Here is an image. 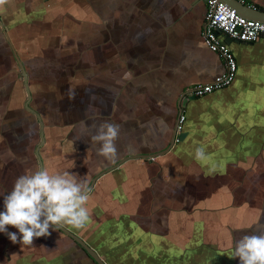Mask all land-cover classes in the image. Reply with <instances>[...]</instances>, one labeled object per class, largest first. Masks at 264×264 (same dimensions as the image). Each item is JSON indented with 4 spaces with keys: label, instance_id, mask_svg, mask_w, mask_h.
<instances>
[{
    "label": "crops",
    "instance_id": "0c3cea01",
    "mask_svg": "<svg viewBox=\"0 0 264 264\" xmlns=\"http://www.w3.org/2000/svg\"><path fill=\"white\" fill-rule=\"evenodd\" d=\"M264 10V0H241ZM204 0H6L0 5V211L17 177L68 171L87 184L82 229L107 264H238L235 242L264 233V36L224 42L237 70L202 97L186 89L225 71L204 43ZM184 105L182 106V103ZM83 122V123H82ZM119 127L116 155L91 136ZM87 125V127H85ZM198 150L202 155L198 156ZM9 232H16L8 226ZM32 246L0 233V264H96L54 227Z\"/></svg>",
    "mask_w": 264,
    "mask_h": 264
},
{
    "label": "clouds",
    "instance_id": "9594fccd",
    "mask_svg": "<svg viewBox=\"0 0 264 264\" xmlns=\"http://www.w3.org/2000/svg\"><path fill=\"white\" fill-rule=\"evenodd\" d=\"M4 3L6 0H0V5ZM118 135V126L99 125L91 136L92 142L100 144L98 154L114 157ZM197 155H202V151L198 150ZM2 199L0 233H5L13 244L32 246L34 239L48 237L54 226L82 229L90 220L85 206L89 200L87 184L68 171L50 173L41 168L21 175ZM8 226L17 231L9 232ZM230 259L238 260V264H264V233L241 237L235 242Z\"/></svg>",
    "mask_w": 264,
    "mask_h": 264
},
{
    "label": "built area",
    "instance_id": "2783aa9c",
    "mask_svg": "<svg viewBox=\"0 0 264 264\" xmlns=\"http://www.w3.org/2000/svg\"><path fill=\"white\" fill-rule=\"evenodd\" d=\"M204 2L206 15L202 31L203 41L210 50L222 56L225 71L210 83L196 84L187 88L185 94L188 97H202L228 86L234 80L237 63L224 42V37L241 42H254L264 36V23L244 18L219 0H204ZM184 118L183 115L179 118L178 131L181 129Z\"/></svg>",
    "mask_w": 264,
    "mask_h": 264
},
{
    "label": "water",
    "instance_id": "95a60500",
    "mask_svg": "<svg viewBox=\"0 0 264 264\" xmlns=\"http://www.w3.org/2000/svg\"><path fill=\"white\" fill-rule=\"evenodd\" d=\"M220 2L226 4L228 7H230L231 9H234L236 11L237 14L243 16L244 18L248 19V20H252V21H257V22H262L264 23V10H259L255 7H252L246 3H244V1L241 0H219ZM229 40H234L231 38H226V42H228ZM18 63H19V67L21 69V76L23 78L24 84H25V88H26V93H27V101L25 104V107L28 111H30L31 113H33L39 123V127H40V137H41V141H40V145L37 147L36 150V155H37V159L39 162V168H43V164L40 158V155L38 153L39 147L42 145V143L44 142V131H43V121L41 120V117L39 115L38 112H36L35 110H33L30 106H29V102L31 99V93H30V89H29V84H28V76L26 74V72L24 71V68L22 66V63L19 61V58L16 57ZM185 95V93L183 94V96ZM184 105V102L182 103V106ZM179 120V119H178ZM178 127V123L176 125L175 131H174V135L172 137L171 143L170 145L159 152L156 153H148V154H135V155H127L124 158H122L121 160H119L116 164H114L113 166L109 167L108 169H105L103 172H101L97 177H95L92 181L91 184L88 187V193L92 190L96 180L104 175L105 173H108L110 171L115 170L116 168H118L119 166H121L122 164H124L125 162L129 161V160H134V159H145V160H152L154 158H157L159 156L164 155L165 153H167L170 148L172 147V145L174 144L176 138H177V134H179V131L177 130ZM39 169V170H40ZM55 227V226H54ZM56 228V227H55ZM59 231H61L62 233H64L65 235H67L68 237H70L71 239H73L78 245H80L85 252L89 255V257L96 263V264H107L105 262V259L102 258L101 256L98 255V253L96 252V250H94L91 246H89L82 238H80L78 235H76L75 233H73L72 231H70L68 228H66L65 226L63 227H59L56 228Z\"/></svg>",
    "mask_w": 264,
    "mask_h": 264
}]
</instances>
